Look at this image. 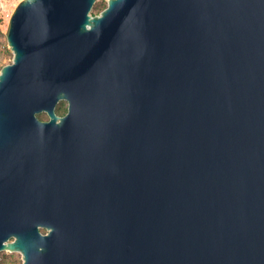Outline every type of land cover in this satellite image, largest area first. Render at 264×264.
<instances>
[{
    "label": "water",
    "instance_id": "95a60500",
    "mask_svg": "<svg viewBox=\"0 0 264 264\" xmlns=\"http://www.w3.org/2000/svg\"><path fill=\"white\" fill-rule=\"evenodd\" d=\"M95 2L10 14L0 252L264 264V0Z\"/></svg>",
    "mask_w": 264,
    "mask_h": 264
},
{
    "label": "rangeland",
    "instance_id": "374dc122",
    "mask_svg": "<svg viewBox=\"0 0 264 264\" xmlns=\"http://www.w3.org/2000/svg\"><path fill=\"white\" fill-rule=\"evenodd\" d=\"M20 2L18 0L16 2V5ZM108 0H96L94 7L92 9V13H96V6H103L107 5ZM16 5L12 4L7 7V16L10 17V14H12L13 10L15 9ZM100 13V12H99ZM98 14V13H96ZM14 58V52L9 47L6 33L2 32L0 33V70L2 67L6 64L12 63ZM65 101V100H64ZM66 102V106L68 108V102ZM47 114L45 115V119L47 118ZM44 118V117H43ZM44 232H46V229H42ZM0 264H23V256L20 252H11V251H1L0 252Z\"/></svg>",
    "mask_w": 264,
    "mask_h": 264
},
{
    "label": "built area",
    "instance_id": "2783aa9c",
    "mask_svg": "<svg viewBox=\"0 0 264 264\" xmlns=\"http://www.w3.org/2000/svg\"><path fill=\"white\" fill-rule=\"evenodd\" d=\"M18 0H0V33H4L7 29L9 16H7V7L14 4Z\"/></svg>",
    "mask_w": 264,
    "mask_h": 264
},
{
    "label": "trees",
    "instance_id": "16d2710c",
    "mask_svg": "<svg viewBox=\"0 0 264 264\" xmlns=\"http://www.w3.org/2000/svg\"><path fill=\"white\" fill-rule=\"evenodd\" d=\"M107 5H103V6H96V13L101 12ZM68 111V108L66 106V102L64 100L60 101V103L57 106V112L60 115H65ZM45 113L41 114L40 116L43 118H45Z\"/></svg>",
    "mask_w": 264,
    "mask_h": 264
}]
</instances>
